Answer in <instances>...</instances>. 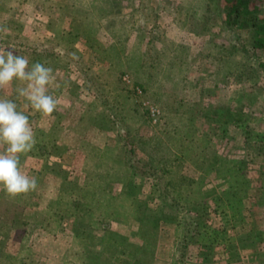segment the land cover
<instances>
[{
	"label": "rangeland",
	"instance_id": "374dc122",
	"mask_svg": "<svg viewBox=\"0 0 264 264\" xmlns=\"http://www.w3.org/2000/svg\"><path fill=\"white\" fill-rule=\"evenodd\" d=\"M259 13L264 17V4ZM0 28L7 29L0 31V51L14 50L31 65L53 69L48 94L57 100L56 110L44 115L18 96L26 82L0 89V98L13 100L29 118L36 144L26 154L35 163L21 154L19 168L37 180L34 191L16 196L0 186V263L4 257L5 264H37V253L50 252L47 243H36L31 223L38 214L23 212L38 205L37 156L70 153L73 160L90 149L103 159L95 172L108 193L98 199L119 208L109 220L78 216L108 231V264H264V207L254 201L264 191V52L253 51L243 43L245 33L225 25L217 0H0ZM151 109L158 111L154 117ZM90 141L106 149L98 155ZM6 147L0 144V153ZM214 153L245 164L223 161L219 167ZM68 168L55 169L63 176ZM229 182L246 193L243 206L221 197L216 215L212 196ZM124 185L132 193L139 186L140 193L124 198L123 208L114 195ZM73 196L54 206L65 212L64 221L72 217L70 202L80 207L95 198ZM182 196L190 210L205 209L208 221L195 224ZM127 199L133 205L136 199L135 206ZM177 210L185 227L191 224L188 235ZM116 218L128 224L111 225ZM138 223L147 227L140 231ZM216 228L224 229L221 243L209 248L198 232ZM146 237L152 243L139 251ZM186 237L192 239L181 248ZM133 241L136 251L128 245ZM232 253L238 260H229Z\"/></svg>",
	"mask_w": 264,
	"mask_h": 264
},
{
	"label": "crops",
	"instance_id": "0c3cea01",
	"mask_svg": "<svg viewBox=\"0 0 264 264\" xmlns=\"http://www.w3.org/2000/svg\"><path fill=\"white\" fill-rule=\"evenodd\" d=\"M89 143L88 147H94L95 153H102L103 149H106L105 144L97 146L94 141H90ZM66 147L71 151L70 146ZM91 153L90 149H85L84 152L81 151L80 156H77L76 159L74 158L73 160L71 159L72 156L70 153V156L61 159L57 154L53 153L48 154L46 157L44 155L37 156V167L42 176V181L40 183L42 186L40 185L39 193L36 195V198H39L37 201L38 205L37 207H28L27 205L23 210V212H36L38 214L35 223L29 222L33 225L32 228L37 229L38 237L36 238V243H47L51 246L49 248L50 252L37 253V264H108L107 260L111 259L104 249V244L107 246L110 242L108 231L106 232L103 228L96 226L94 221L82 220L81 217L78 216L80 213L86 215L95 214L96 216L100 215V218L104 216V218L109 220L113 218L112 216L114 214L112 215V213H118L116 209L114 210V208H119L116 204H111L107 199H98L99 196L107 197L105 193H108V191L104 192V190H102V183L99 184L100 186L98 185L97 182L99 181L98 178L100 174L95 172L97 166L102 165L103 159H100L102 157L95 158ZM33 156L34 155L27 156L26 154L28 161H31ZM31 162L35 163L33 161ZM61 164L68 165L69 174L67 173L66 175L65 173V176H61V173L57 172L55 168ZM66 169L67 168H65V170ZM132 191H134L132 187L126 185L118 188L114 196L118 198H116V200L122 199L121 207H123V205L125 206L123 203L124 198L136 196V199H138L137 194L139 195L140 193V187L138 186L135 192L132 193ZM77 192L79 195L83 196L85 194V196H95V198H91L89 203L85 202V204H82L80 207L78 206L80 202H70L73 204L71 207L72 217L67 221L60 219L65 212L63 213V210L60 208L55 209L54 206L64 202L62 199L64 198L63 196L67 195L74 197L73 194ZM127 202L133 205L131 199H127ZM135 204L133 206H135ZM117 219L118 218L115 220L112 219L113 221H111L110 224L116 225V227H124L128 224L125 221L119 222ZM137 225L140 231L143 227H147L140 223ZM151 227L154 230L157 229L155 228V224ZM143 241V244L139 243L138 245L139 251H143L147 247V244L150 245V243H152L148 237ZM128 245H133L136 251V242L133 241V244L129 242ZM172 245L174 246V243H172ZM155 257V254H153L152 258L154 262H156Z\"/></svg>",
	"mask_w": 264,
	"mask_h": 264
},
{
	"label": "clouds",
	"instance_id": "9594fccd",
	"mask_svg": "<svg viewBox=\"0 0 264 264\" xmlns=\"http://www.w3.org/2000/svg\"><path fill=\"white\" fill-rule=\"evenodd\" d=\"M29 64L28 58L14 50L0 51V89L14 80L26 82V87L16 89L18 96L24 97L36 111L51 115L57 108V100L48 94L49 85L54 82L53 69L39 62L31 67ZM0 144L7 146L0 153V186L12 196L34 191L37 180L22 174L19 164L20 155L35 147V134L28 116L18 111L11 99L0 98Z\"/></svg>",
	"mask_w": 264,
	"mask_h": 264
},
{
	"label": "trees",
	"instance_id": "16d2710c",
	"mask_svg": "<svg viewBox=\"0 0 264 264\" xmlns=\"http://www.w3.org/2000/svg\"><path fill=\"white\" fill-rule=\"evenodd\" d=\"M217 3L223 13V21L225 23V25L228 26V28H232V29H236L239 31H242L243 33H245V37H244V44H247L253 51L256 52H264V17H262L259 13V7L262 6L264 4V0H217ZM99 24L100 27L104 30L107 31V26L105 25V20L100 18L99 19ZM118 25V24H117ZM15 45V44H14ZM22 46V44H21ZM23 48V46H22ZM21 48V49H22ZM45 52V51H44ZM35 61V60H34ZM29 62H32V59L29 60ZM31 65V64H30ZM213 155H215V158H217L216 163L214 161L213 164L215 165H221V163H223V161H227V162H232L231 164L236 163L237 164H245L244 160H233V161H229V159H226L225 157L220 158L219 155H217L216 153H214ZM214 171L216 172V170L214 169ZM216 174H219V172L217 171ZM231 181V180H230ZM223 192H221V194H218L215 198L214 196L212 201L214 202V204L216 203V199L218 200H222L221 197L225 198V200L229 201V203L233 204V207H237V206H243V201L242 198L246 197V193L241 191V190H237L235 183H227L226 187L222 190ZM258 194H255V203L259 206V204L261 205V207H264V200L261 201V199H264V191H258ZM184 196H182L183 198ZM180 198L179 202L183 201L184 202V212L188 213L190 211H192V215L191 218L194 216L193 220L194 223H198V221H208L207 216H205V214L207 215V211L205 212V209H192L190 210V208L187 207V201L185 200V198ZM162 200V199H161ZM261 202V203H258ZM162 204L165 205L164 201H161ZM170 205L172 208L175 207L173 204H168ZM178 215V223L180 224H184L183 230H184V235H185V231H187L186 235H188V228L189 226H191V224H186L188 226L185 227V223H184V218L183 217V212L181 213V211L177 210ZM214 213H216V215L218 214V211L216 209V204L214 207ZM189 215V214H188ZM182 217V218H181ZM2 224L0 223V226ZM194 225V224H193ZM4 228H7L8 230H10L9 227H6V225H4ZM6 229V230H7ZM193 230V229H192ZM224 232L223 228H216V229H211L209 233L206 234H199L201 242L204 241V243H207V247H212L215 244L219 243L220 239L222 237V234ZM197 234V232H196ZM246 235L248 234H244L238 237V244L243 243L244 239L247 237ZM185 237V236H184ZM260 237V233L256 234V239H258ZM190 239H192V237H186L185 241L182 242V244L180 245L181 248H186L187 244H189ZM260 239V238H259ZM225 242V241H224ZM1 243V242H0ZM221 243V242H220ZM228 244V243H226ZM202 245V244H201ZM234 252V251H233ZM8 256V254H5ZM237 253H232L231 255H229L228 257L230 258V261H235L238 260L237 257ZM6 256V257H7ZM5 258L3 257L2 263L0 264H5Z\"/></svg>",
	"mask_w": 264,
	"mask_h": 264
},
{
	"label": "built area",
	"instance_id": "2783aa9c",
	"mask_svg": "<svg viewBox=\"0 0 264 264\" xmlns=\"http://www.w3.org/2000/svg\"><path fill=\"white\" fill-rule=\"evenodd\" d=\"M157 112H158V111H157L156 109H151V110H150V116H151V117H154V116L156 115Z\"/></svg>",
	"mask_w": 264,
	"mask_h": 264
}]
</instances>
